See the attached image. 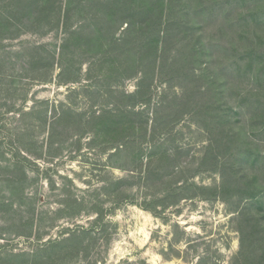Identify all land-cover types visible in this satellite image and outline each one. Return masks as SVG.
<instances>
[{
    "label": "rangeland",
    "instance_id": "374dc122",
    "mask_svg": "<svg viewBox=\"0 0 264 264\" xmlns=\"http://www.w3.org/2000/svg\"><path fill=\"white\" fill-rule=\"evenodd\" d=\"M234 1L204 34L220 26L221 44L243 50L257 42L237 15L251 3ZM23 22L0 34V264H264V193L252 206L250 195L264 188V117H253L264 102L250 73L188 78L184 100L178 79H105L86 41L68 46L61 69L64 31ZM115 28L122 38L126 25ZM137 90L146 104L129 97ZM123 109L136 131L98 136L94 115ZM157 116L168 123L146 182Z\"/></svg>",
    "mask_w": 264,
    "mask_h": 264
},
{
    "label": "trees",
    "instance_id": "16d2710c",
    "mask_svg": "<svg viewBox=\"0 0 264 264\" xmlns=\"http://www.w3.org/2000/svg\"><path fill=\"white\" fill-rule=\"evenodd\" d=\"M0 1V34L10 31L19 33L17 29L24 25V20L35 22L33 24L45 22L47 30L60 28L64 31L59 63L61 69H66L62 56L66 54L68 46L86 41L95 49L94 64L99 66L105 79L112 78L115 71H127V77L141 74L138 87L148 76L156 75L169 86L175 85L178 79L184 89L188 78L205 77L211 85H215L218 81L228 83L229 79H224L223 74H241L245 71L244 74L250 73L249 77L255 84L262 86L257 87L255 96L264 102V94L262 96L258 92L259 89L264 91V0H242L245 4L251 3V14L237 15L243 16L244 20L251 18L252 34L257 39V42L252 39L247 42L243 50H239L232 40L227 45L221 44L220 33L223 34V29L220 26L211 37L204 34V28L209 23L215 24L222 16L228 19V6L236 2L234 0H63V4H59L58 0ZM117 24L126 25L122 38L116 37ZM236 31L235 34L238 33ZM259 33L260 37H257ZM16 36L11 34L4 36V39ZM221 52L227 58L223 70L217 68ZM186 89L182 95L184 100L189 98ZM138 95L142 103L148 102L139 90L129 97ZM183 107L180 108L182 113L175 114L174 118L184 115L183 109H187L188 104ZM204 107L202 102H196L193 114L200 115ZM127 112L123 109L94 115L97 135H107L113 141L128 129L136 131L132 122H125ZM221 113L227 121L234 114L231 110H221ZM259 116L264 117L263 110L253 117ZM165 121L164 116L153 121L148 139V164L142 175L146 182L154 172V162L160 158L157 156L158 145L154 135L161 129L166 132L168 122ZM117 152L120 150L117 149ZM263 193L264 188L250 194L251 206L261 202Z\"/></svg>",
    "mask_w": 264,
    "mask_h": 264
}]
</instances>
